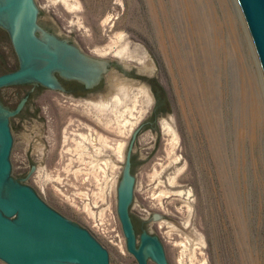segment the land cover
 I'll return each instance as SVG.
<instances>
[{
	"label": "rangeland",
	"instance_id": "obj_1",
	"mask_svg": "<svg viewBox=\"0 0 264 264\" xmlns=\"http://www.w3.org/2000/svg\"><path fill=\"white\" fill-rule=\"evenodd\" d=\"M35 3L42 26L114 63L106 79L114 93L72 104L62 96L30 101L39 119H10L11 176L24 179L39 167L25 184L86 229L107 250L110 264H134L117 219L115 175L132 130L151 122L136 141L131 212L161 216L153 230L169 264H264V112L258 111L259 101L264 107V75L238 1ZM199 27L207 28L208 39L198 37ZM169 44L199 102L186 93ZM15 68L0 32V75ZM17 92L0 90V98L15 106ZM77 109L119 138L101 137L82 121L85 129L75 131L84 133L83 145L97 160L82 164L88 174L72 177L64 158L75 126L65 124Z\"/></svg>",
	"mask_w": 264,
	"mask_h": 264
},
{
	"label": "water",
	"instance_id": "obj_2",
	"mask_svg": "<svg viewBox=\"0 0 264 264\" xmlns=\"http://www.w3.org/2000/svg\"><path fill=\"white\" fill-rule=\"evenodd\" d=\"M248 27L264 75V0H237ZM34 0H0V27L8 32L20 68L0 75V88L34 83L66 95L102 100L114 91L105 83L108 64L90 58L49 34L36 24ZM32 89V90H33ZM31 90V91H32ZM30 91V92H31ZM28 93V95L30 94ZM0 105V261L4 264H110L107 250L84 228L51 209L24 179L11 176L13 138L9 117L16 114ZM127 156L116 189V214L126 251L138 264L149 257L167 264L163 248L155 237L141 235L140 246L129 216L134 177L129 174ZM161 216L154 213V220Z\"/></svg>",
	"mask_w": 264,
	"mask_h": 264
},
{
	"label": "flooded vegetation",
	"instance_id": "obj_3",
	"mask_svg": "<svg viewBox=\"0 0 264 264\" xmlns=\"http://www.w3.org/2000/svg\"><path fill=\"white\" fill-rule=\"evenodd\" d=\"M34 2H35V0H34ZM35 5H36V3H35ZM38 17H39V10H38V13H37L36 24L39 27H41L42 29H44L45 31H47L49 34H53L54 36H56V37H58L60 39L67 40L69 45L73 46L74 48L79 50L83 55H85L87 57L97 58V59H100V60L107 61L108 69H107L106 74L104 75V81L108 85V83L106 82V79H107L108 73L114 67V63L113 62H111L109 60H106V59L99 58V57H95V56L91 55L88 51L83 49L81 46H79L78 44H76L73 41H71L69 38L60 37V36L56 35L54 32H52L49 29H47L46 27L42 26L39 23ZM0 32L3 33L7 37L8 41L10 43V46L12 48V51L14 53L15 59H16V68L13 71H9V72L3 73V74H7V73H11V72H14V71L18 70L20 68V65H19V61H18L16 52L14 50V47H13V44H12V41L10 39V36H9L8 32L5 31L1 27H0ZM3 74H1V75H3ZM33 87H34V83H20V84H12V85L0 88V90L6 89V88H14V89L18 90V92L16 93V98L17 97L20 98L18 100V102L15 104V106L6 105L3 102V100L0 98V105L4 109H6L8 112H10V113L15 112L17 110V108L19 107L20 103L28 95V93L33 89ZM51 96H62V97H65V98L70 100V104H72V102H74V101L86 100V99H81V98H77V97H72V96L66 95L64 93H61L59 91L53 90V89L48 88V87H43V86L37 87V88L33 89L30 92V94L28 95V97L25 100L24 104L22 105L21 109L16 114H14L13 116L9 117V127H10V119L13 118V117H18L21 120V123H23L25 121V119L27 118L26 116L28 114H30L33 117L39 119L40 113H39V111L37 110V108L35 106H31L30 105V101H34L35 99L36 100L37 99L44 100L47 97H51ZM76 106H78V105H76ZM75 112L76 113H74V114L71 113V117H70L71 121L67 122L65 124V127L75 126V127L70 128V131L68 132L69 133L68 136H70L69 141L71 142V144L66 149L65 153L67 155L64 158L67 161L66 164H65V167L67 165H69V169H68L67 175H71L72 177H74L76 175L77 176H82V175L88 174L87 170H85V167L82 164L84 162L92 161V159L93 160H97V158H93L92 153H90V154L88 153V148L83 145L82 140H83V136L85 137V135H83L84 133L82 131H75V130L85 129L84 128L85 125L84 126L81 125L82 121H84V122L86 121L87 123L89 121L90 126L91 127H96L97 128L96 130L99 131L101 137L105 136V137H110V138H119V136L117 134L110 133L109 131L105 130L102 126L98 127L97 125H95L92 122V119H89V118H86V117L82 116V114L80 113L81 111H79V109H77V111H75ZM72 115H73V117H72ZM74 121H76V123H73ZM148 126L152 128L153 124L151 122H145V123L141 124L138 128L133 129L131 134L129 135V137H128L127 141H126V148L123 151V159H124L123 160V164H122L121 167H119L120 170L115 175V177L117 178V181H116V184H115L116 189H117V186L119 184L120 178L123 175V171H124V167H125L127 156H129V160H128V163H129V174L132 177H134V180H135V176H134L133 172H134V169H135V162L137 161V158H138L137 157V153H136V141H137V138H138L140 132H142V130L144 128L148 127ZM92 151H94V149H92ZM58 153H59V151H58ZM112 155H113V153H112ZM109 156H110V154H109ZM59 158H60V154L58 155V157L55 160V162H59ZM38 169H39V167H36V166L31 167L30 171L26 174L25 178L30 176V174L33 175L34 173H37ZM53 171H55V168H53L51 170L52 173H54ZM57 173H59V170H58V172H56V174ZM134 191H135V181H134V187H133V196H132L131 202L129 204V216H130V220H131V223H132V226H133V230H134V233H135L136 248L138 249L139 246H140V240H141V235L142 234H145V235H147L149 237H155L157 239V241L161 244V246L163 248L164 255H165L166 262H167V264H169V262L167 260V255H166L163 243H162L160 237L153 230V225L156 224V222L158 221V220H156V221L154 220V213L151 214L150 216L143 217V216H138V214H136L134 212H131V209H132V207L134 205V202L136 201V199L134 198ZM35 193L38 195V193L36 191H35ZM51 209H53V208H51ZM54 211H56V210H54ZM57 213H59V212H57ZM59 214L62 215L61 213H59ZM62 216L65 217L67 220L73 222L72 220L68 219L66 216H64V215H62ZM129 255L132 257V259L134 261V264H138L136 259L134 258V256L131 255V254H129ZM146 264H157V263H155L151 258L148 257L146 259Z\"/></svg>",
	"mask_w": 264,
	"mask_h": 264
},
{
	"label": "bare ground",
	"instance_id": "obj_4",
	"mask_svg": "<svg viewBox=\"0 0 264 264\" xmlns=\"http://www.w3.org/2000/svg\"><path fill=\"white\" fill-rule=\"evenodd\" d=\"M241 13V12H240ZM168 17H169V15H168ZM157 18V17H156ZM198 19V18H197ZM202 19V18H201ZM200 20V19H199ZM203 20H205V19H203ZM202 20V21H203ZM169 21V20H168ZM202 21H201V24L200 25H202ZM234 21L236 22V20L234 19ZM170 22V21H169ZM197 22H199V21H197ZM234 22V23H235ZM203 23H205V22H203ZM199 25V24H198ZM206 25V24H205ZM193 27V26H192ZM204 27H207V26H204ZM209 27V26H208ZM200 28V27H199ZM199 35H198V37L200 36V34L203 36V38H207L208 39V37H207V35H208V31H207V28H200L199 30ZM161 32V31H160ZM213 32V31H212ZM162 33V32H161ZM174 35V34H173ZM167 37H168V40L170 39L169 38V35H167ZM174 37H175V35H174ZM201 37V36H200ZM164 39L165 38H163L162 36H161V40H163L164 41ZM176 39V38H175ZM161 42V45H162V47H163V49L165 50V48H166V44H164V42ZM200 44V43H199ZM178 45V44H177ZM222 45V44H221ZM169 47V49H170V51H171V54H172V56H173V59H174V61H175V63H176V66L179 68V74H180V76L181 77H183V78H185L184 79V84H185V86H186V89H185V91H186V93L189 95H192V96H190L191 98H195V100L197 99V101L198 100H200V94H198V93H196L195 91H193L192 90V84H191V89H190V80L188 79L189 77H188V74H187V72L185 71V69H182V61H180V60H176V52H175V47H174V45H172V44H169L168 45ZM201 46V48L207 53V49H209L208 48V45L206 44V43H202V45H200ZM223 48V47H222ZM220 49H221V46H220ZM165 52H166V50H165ZM222 52H224V50L222 49ZM207 57H208V54H207ZM207 61H209V59H207ZM209 63V62H208ZM207 70H209V68H207ZM259 73V72H258ZM262 73V72H261ZM258 75V74H257ZM260 75V74H259ZM258 78H260V77H258ZM255 79V78H254ZM182 80V79H181ZM261 82V81H260ZM261 85V84H260ZM262 86V85H261ZM263 91V90H262ZM202 99V98H201ZM199 102V101H198ZM197 112H198V114H200L201 113V109L199 108V107H197ZM258 111L259 112H264V107H263V103L261 102V101H259V103H258ZM261 118V117H260ZM259 123H260V121H259ZM263 123H264V120H263ZM252 128V127H251ZM242 224V223H241ZM242 234V233H241Z\"/></svg>",
	"mask_w": 264,
	"mask_h": 264
},
{
	"label": "built area",
	"instance_id": "obj_5",
	"mask_svg": "<svg viewBox=\"0 0 264 264\" xmlns=\"http://www.w3.org/2000/svg\"><path fill=\"white\" fill-rule=\"evenodd\" d=\"M118 236V235H117Z\"/></svg>",
	"mask_w": 264,
	"mask_h": 264
}]
</instances>
